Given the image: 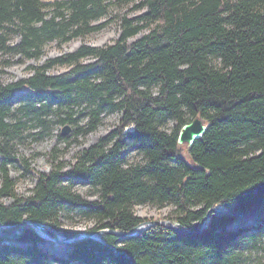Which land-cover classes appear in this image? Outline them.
Here are the masks:
<instances>
[{
    "label": "trees",
    "instance_id": "obj_1",
    "mask_svg": "<svg viewBox=\"0 0 264 264\" xmlns=\"http://www.w3.org/2000/svg\"><path fill=\"white\" fill-rule=\"evenodd\" d=\"M131 4L142 12L121 15L113 42L82 44L31 66L26 78L0 81V230L15 234L26 218L51 227L53 236L71 235L59 229L62 213L71 212L93 221L90 229L129 231L146 220L133 207L150 204L171 205L169 219L192 232L154 224L119 240L106 233L107 245L86 238L60 257L41 249L42 238L25 223L18 235L25 246L0 236V264H243L250 255L264 264V226L233 230L228 225L239 215L211 212L195 232L211 207L243 211L264 198V0H0V53L38 58L47 43L90 34L102 26L93 21ZM15 34L20 41L11 44ZM9 64L1 59L0 72ZM57 65L69 68L51 74ZM51 110L73 136L95 130L104 110L122 116L65 172L54 148L51 170L38 173L32 193L20 197L8 172L14 140L28 121L44 126ZM196 115L208 127L187 158L177 135ZM169 121L177 123L170 131ZM127 145L137 161L121 155ZM19 161L29 167L26 158ZM77 182L98 198L84 199Z\"/></svg>",
    "mask_w": 264,
    "mask_h": 264
},
{
    "label": "rangeland",
    "instance_id": "obj_2",
    "mask_svg": "<svg viewBox=\"0 0 264 264\" xmlns=\"http://www.w3.org/2000/svg\"><path fill=\"white\" fill-rule=\"evenodd\" d=\"M42 1L46 3H53L62 0ZM52 8V6L47 7L50 11H52ZM141 12L142 9H133L132 4L121 7L114 6L113 9H111V11H109V13L105 16L92 22L93 25H102L100 29L90 34H86L85 36L73 38L68 42L59 43L57 40H53L44 46V52L38 58H26L20 54L7 56L0 53V60L4 58H8L10 60V64L4 67L2 72H0V81L8 83L26 78L32 73V69L30 68L31 66L41 65L47 59L73 52L82 44L101 47L111 43L116 40L120 34L119 22L121 15L127 14L128 16H135ZM143 33L144 31H141L129 40L132 41L137 39ZM19 41L20 37L17 34L12 36L11 44H16ZM92 60H94L92 57H88L85 59V62H90ZM68 68L69 66L67 65H57L51 68L49 72L53 75L60 74L68 70ZM20 103H22V101L18 99L15 101L14 106L18 107ZM54 107H56V105H53V108ZM121 116V111L104 110L101 113V121L97 128L84 135L73 136V128L69 125L70 132L67 134L70 136L69 141H65V135H62L63 138L59 137V133H61L64 125L58 121L57 115L53 110H51L46 116V124L44 126L35 121H28V126L22 133V138L20 140H14V154L16 160L10 163L8 167L9 175L14 181L15 192L20 197H25L32 193V189L37 181L38 173H47L52 168L53 163L51 153L54 148L58 149L56 153V161L62 163L63 172L67 171L70 168V165L74 162L75 155L82 149L97 142L99 138L106 135L109 131L116 128L119 124ZM86 119L87 116H83L81 118V123L84 124ZM176 124L177 123L175 121H169L166 130H172ZM179 146L181 148L180 153L188 158L189 156L185 145ZM121 155L125 157L127 162H134L140 158L137 151L130 145L124 147L121 151ZM22 157L28 160V168L19 161ZM2 182L3 178L0 170V187ZM75 190L88 201L96 200L98 198V193L88 184L77 182L75 184ZM1 199L4 203L12 202V197L9 195H4ZM133 211L137 216L146 218V220H170L169 218L174 215L173 207L171 205L153 206L150 204H137L133 207ZM93 225V221L86 220L76 213H62L59 218V229L64 232L80 233L90 229ZM252 226H264V205L250 213L239 215L235 221L228 225V228L237 230L239 227L250 228ZM54 237L58 239L60 238V235L57 234ZM3 238L13 245H26V242L20 240L19 236H4ZM41 238L42 239L38 242L40 248L47 250L53 255L66 257L72 248L70 243L64 241L50 239L47 237ZM257 256H260V254ZM243 264H256V257L254 255L247 256L243 261Z\"/></svg>",
    "mask_w": 264,
    "mask_h": 264
},
{
    "label": "water",
    "instance_id": "obj_3",
    "mask_svg": "<svg viewBox=\"0 0 264 264\" xmlns=\"http://www.w3.org/2000/svg\"><path fill=\"white\" fill-rule=\"evenodd\" d=\"M207 127H208V125H207L206 121L200 115H196L191 120L183 123L182 126L180 127V129L178 131V135H177V144L178 145L184 144L186 147V150L190 151L194 142L197 139L201 138L205 134ZM69 132H70L69 125H64V127L61 130V134L67 135V134H69ZM263 205H264V198H263L262 203L258 207L250 208L248 210H243V211L232 210V209L220 210L216 207H211L208 209L204 220L200 223V225L198 226V228L195 232H199L202 229L204 222L207 221V219H208L209 212H215L217 214L244 215L246 213H250L254 210L261 208ZM25 223L33 226L35 228V230L37 231V233L39 234V236H41V237H47L50 239L64 241V242L70 243L71 245L73 242L83 240L86 238H91V239L97 240V241L107 245L108 243L105 241V239L103 237L104 234H106V233L114 234L118 237V239H122V238H125L127 236L139 234L142 230H144L147 227L154 225V224L164 225V226L170 227V228L174 229L175 231H179V232H184V233H191L192 232L188 229H183V228L179 227L178 225H176V223L174 224L171 220H149V219H147V220L140 222L138 225H136L134 228H132L129 231H119V230H113V229H109V228H103V229H99V230L88 229V230H85L83 232L74 233L71 235H67L64 233L57 232V234L60 235V238L56 239L49 232V229L50 230L52 229L51 227H46L42 223H38V222H35L33 220H28V219L24 218L20 223V229H19L17 234L6 235V234L2 233L0 230V236H2V237H4V236L17 237L20 234ZM110 247L114 248L113 245H110Z\"/></svg>",
    "mask_w": 264,
    "mask_h": 264
},
{
    "label": "bare ground",
    "instance_id": "obj_4",
    "mask_svg": "<svg viewBox=\"0 0 264 264\" xmlns=\"http://www.w3.org/2000/svg\"><path fill=\"white\" fill-rule=\"evenodd\" d=\"M183 145H184V144H183ZM185 148H186V147H185ZM187 152H188V151H187ZM249 209H250V208H249ZM246 210H248V209H246ZM209 213H211V212H209ZM214 213H215V212H214ZM216 214H217V213H216ZM208 217H209V215H208ZM204 218H205V217H204ZM203 220H204V219H203ZM203 220H202V221H203ZM202 221H201V222H202ZM207 221H208V219H207ZM207 221H205L204 224H205ZM172 222H173V221H172ZM201 222H200V223H201ZM173 223L175 224V222H173ZM204 224H203V225H204ZM176 225H178V224H176ZM199 225H200V224H199ZM178 226H179V225H178ZM179 227H180V226H179ZM40 237H41V236H40ZM112 249L115 250V248H112ZM115 252H116V251H115Z\"/></svg>",
    "mask_w": 264,
    "mask_h": 264
}]
</instances>
